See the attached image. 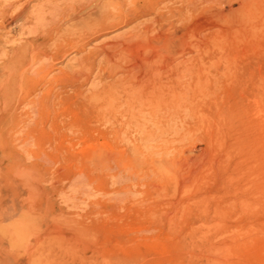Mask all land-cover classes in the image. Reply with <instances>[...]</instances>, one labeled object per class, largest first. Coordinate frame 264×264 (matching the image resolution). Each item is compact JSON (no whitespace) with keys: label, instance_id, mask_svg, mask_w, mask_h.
Listing matches in <instances>:
<instances>
[{"label":"rangeland","instance_id":"rangeland-1","mask_svg":"<svg viewBox=\"0 0 264 264\" xmlns=\"http://www.w3.org/2000/svg\"><path fill=\"white\" fill-rule=\"evenodd\" d=\"M48 6L0 13V264H264V0H112L66 39ZM158 80L172 120L111 109Z\"/></svg>","mask_w":264,"mask_h":264},{"label":"bare ground","instance_id":"bare-ground-1","mask_svg":"<svg viewBox=\"0 0 264 264\" xmlns=\"http://www.w3.org/2000/svg\"><path fill=\"white\" fill-rule=\"evenodd\" d=\"M185 1V0H184ZM192 1V0H191ZM47 3L49 4L48 7H50V11L51 12V17L50 19L48 18H39L40 20H38L36 23H51V21L54 23V21L59 18L61 20H71L73 22V24L71 25V27H65L63 28V26L58 25L57 26V32L59 31V36L62 39H66V36L68 37L69 35L72 34V29L75 31L77 28L79 29V26H81L80 28L84 29V28H91L90 27V23L94 25V27L97 26H105L107 25L109 22L114 21L115 17L112 16L109 12V5L112 4V0H109L103 4H101V0H61V2L59 0H47ZM17 4V0H8L5 4H1L0 5V13L1 15L3 13L6 14V12H8L9 10H11L15 5ZM26 3H22L21 7H25ZM188 4H190L188 2ZM192 4V3H191ZM190 4V5H191ZM156 5V4H155ZM194 5V4H193ZM20 6V5H19ZM112 6V5H111ZM110 6V7H111ZM192 6V5H191ZM20 7V8H21ZM99 10L98 16L96 15L95 10ZM19 10V8H18ZM111 10V9H110ZM141 11V10H140ZM151 11V10H150ZM15 12V11H14ZM21 12V11H20ZM124 12V11H123ZM11 13V11L9 12ZM8 13V14H9ZM16 13V12H15ZM19 13V12H18ZM4 15V14H3ZM9 16V15H8ZM48 16V15H47ZM7 17V16H6ZM35 17V16H34ZM114 17V18H113ZM1 18V17H0ZM4 18V17H2ZM10 18V17H9ZM121 18V17H120ZM12 19V18H10ZM24 19L22 14H17L14 16L13 20L14 21H18V22H22V20ZM114 19V20H112ZM12 20V21H13ZM54 20V21H53ZM13 21V22H14ZM57 22V20H56ZM55 22V23H56ZM62 23V21H61ZM60 23V24H61ZM71 23V22H70ZM64 24V23H63ZM113 24V23H111ZM49 27V26H48ZM53 27V26H52ZM117 27V26H116ZM115 27V28H116ZM141 27V26H140ZM51 28V27H50ZM55 28V26H54ZM139 28V27H138ZM43 29V28H42ZM42 29H39L38 26H36L34 29H32L31 31L33 32V37L34 39H38V38H46L48 35L47 31H42ZM63 29V30H62ZM86 29V30H88ZM48 30V29H46ZM51 30V29H50ZM62 30V31H61ZM81 30V29H80ZM85 30V31H86ZM27 31V30H26ZM49 31V30H48ZM55 31V29H54ZM53 32V30H52ZM133 32V31H132ZM141 32V31H140ZM30 33V32H29ZM74 33V32H73ZM104 33V32H103ZM130 33V32H129ZM128 33V34H129ZM32 34V33H31ZM119 34V33H118ZM133 34V33H132ZM51 35V34H50ZM134 35V34H133ZM132 35V36H133ZM136 35V39H137V34ZM152 36V35H151ZM52 37V36H51ZM21 38V37H20ZM139 38V37H138ZM49 39V38H48ZM116 39V38H114ZM132 39V38H131ZM135 39V37L133 36V40ZM6 41V40H5ZM135 41V40H134ZM55 42V41H54ZM88 43V42H87ZM147 43V42H146ZM141 42L140 43V48L143 46L145 47L144 49H147V47H149L150 45ZM47 44V43H46ZM110 44V43H109ZM79 45V44H78ZM108 45V44H107ZM73 46V45H72ZM71 46V47H72ZM123 46V45H122ZM127 46V45H126ZM125 47V45H124ZM152 47V46H151ZM109 48V46H108ZM117 49V48H116ZM114 49V50H116ZM149 49V48H148ZM101 50V49H100ZM127 50V48H126ZM11 51L13 53V55L16 54V52L18 50H16L14 48V46L12 45L11 47ZM146 51V50H145ZM144 51V52H145ZM152 51V50H151ZM129 52V50L127 51ZM131 52V50H130ZM129 52V53H130ZM155 53V52H154ZM51 54V53H50ZM140 54V53H137ZM148 54V53H146ZM145 54V55H146ZM156 54V53H155ZM143 55V54H141ZM122 56V55H121ZM14 57V56H12ZM49 57V56H48ZM105 57V56H104ZM146 57V56H144ZM123 58V57H122ZM131 58V57H130ZM81 59V58H80ZM111 59V57H110ZM125 59V58H124ZM148 59V58H147ZM153 59V58H152ZM187 59V58H186ZM9 60V59H8ZM13 60V58H12ZM116 60V59H115ZM141 60V59H140ZM145 60V59H143ZM81 61V60H80ZM86 61V60H85ZM119 61V60H118ZM142 61V60H141ZM50 62V61H49ZM48 62V63H49ZM117 62V61H116ZM151 62V60H150ZM7 63V62H6ZM9 63V62H8ZM110 64V63H109ZM113 64V63H112ZM116 64V63H115ZM8 65V64H7ZM118 65V64H117ZM186 65V64H185ZM11 65H9L10 67ZM109 66V65H108ZM13 68V66H11ZM73 67V66H72ZM111 67V66H110ZM49 68V67H48ZM106 68V67H105ZM190 68V67H189ZM2 71H6L5 68H1ZM50 69V68H49ZM109 69V68H108ZM113 69V68H111ZM115 69V68H114ZM175 69V68H174ZM184 69V68H183ZM186 70V69H185ZM12 71V70H11ZM10 71V72H11ZM114 71V70H113ZM179 71V70H178ZM16 72V71H15ZM112 72V71H111ZM14 73V72H13ZM13 73L11 72L10 74H8V76H2L3 78H7L9 82L10 79L12 78ZM145 73V72H144ZM24 74V73H23ZM178 74V73H177ZM190 74V73H189ZM17 75V74H16ZM180 75V74H179ZM167 76V75H166ZM141 77V76H140ZM153 77V76H152ZM175 77V76H174ZM190 77V76H189ZM130 78V77H129ZM154 78V77H153ZM159 78V77H158ZM166 78V77H165ZM187 78V77H186ZM185 78V79H186ZM146 79V78H145ZM3 80V79H2ZM15 80V79H14ZM130 80V79H129ZM138 80V79H137ZM160 80V79H159ZM158 80V82L153 83L154 85L152 86L151 91H147L146 93H144L142 91V88L140 85L137 86V88H133V87H129L131 90L126 92L125 98H121L119 99V103L122 104V107L119 108L116 106V102L118 103V101H115L112 99H110V103H111V109L113 111L116 112H123L124 114L128 115L131 121H136L134 122L136 125L142 127L145 122L147 121L146 119L149 117V120L157 123V122H163V121H169L170 119L172 120V117L175 114L177 108H179V106L181 105V103H186L184 99L183 102H180L181 97L183 96L185 99H187V91L190 89V84H186L184 85L183 81L181 80L179 83L177 82V84H171L170 88L168 87V83H161ZM174 80V79H173ZM4 81V80H3ZM113 81V80H112ZM121 81V80H120ZM143 81V80H142ZM146 81V80H145ZM168 81V80H167ZM179 81V80H178ZM13 82V81H12ZM141 82V81H140ZM148 82V80H147ZM152 82V81H151ZM164 82V81H163ZM181 82L183 83V87L184 90L181 91L177 90L178 86H181ZM11 83V82H10ZM143 83V82H142ZM150 83V82H149ZM1 84V83H0ZM146 84V83H145ZM2 85V84H1ZM115 85V84H114ZM147 85V84H146ZM120 86V85H119ZM140 86V87H139ZM113 87V86H112ZM122 87V85H121ZM127 87V86H126ZM151 88V87H150ZM192 90V87H191ZM111 91L113 92V90L111 89ZM97 92V91H96ZM117 92V91H116ZM115 93V92H114ZM185 93V95H184ZM93 94V93H92ZM182 94V95H181ZM111 95V94H110ZM96 96V95H94ZM112 96V95H111ZM121 96V95H119ZM7 96H4L3 100L0 102L1 105H5L6 106V98ZM122 97V96H121ZM187 97V98H186ZM9 98V97H8ZM113 98V97H112ZM191 98V97H190ZM117 100V99H116ZM115 102V103H114ZM149 102V103H148ZM109 103V102H108ZM146 104H150L149 111L146 112ZM4 106V107H5ZM107 108V107H106ZM119 108V109H118ZM5 109V108H4ZM122 113V114H123ZM148 115V117H147ZM128 118V119H129ZM129 121V120H128ZM133 123V124H134ZM122 131V130H121ZM125 135V133H124Z\"/></svg>","mask_w":264,"mask_h":264}]
</instances>
